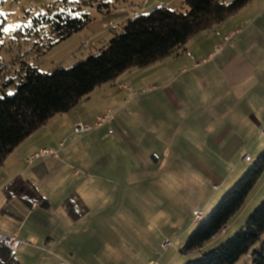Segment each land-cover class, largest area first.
Returning <instances> with one entry per match:
<instances>
[{
    "label": "rangeland",
    "instance_id": "rangeland-1",
    "mask_svg": "<svg viewBox=\"0 0 264 264\" xmlns=\"http://www.w3.org/2000/svg\"><path fill=\"white\" fill-rule=\"evenodd\" d=\"M222 1L228 4L233 0ZM105 5H109V8L106 9ZM65 6H72L78 11L88 13L92 19L90 25L49 50H39L38 39L29 30L34 17L42 13L52 15ZM162 6L181 12L187 10L184 0H0V97L4 93L9 94L15 91L16 87L9 83V79L16 76L20 65L27 64L44 72L55 67H71L106 46L114 36L112 29L120 32L119 26L127 20L129 14L147 13ZM143 7L146 10L141 12ZM104 10L108 11L103 12ZM228 20L229 18L217 26L215 32L223 33L224 28H228L232 22ZM105 24H110V26L103 28ZM206 36H209V41L205 40ZM206 36L202 42L201 57L198 61H202L204 57L203 50L217 39L212 34ZM260 36L263 42L259 41L258 36L248 45L262 46L264 34ZM200 37L199 35L193 37L187 47L192 48ZM83 39L88 42V46L81 44ZM90 39L95 46L89 45ZM76 40L79 44L75 47ZM193 65L189 63L186 68L192 70ZM160 69L152 64L145 68L129 70V72H137L134 74L138 76L146 70H150L149 73L152 74L146 82H141L142 84L141 80L133 82L134 85L130 83L135 100L125 108L126 111H121V113H130V121L124 123L129 133L134 132L135 128L137 131L140 128L147 129L149 120L145 117L146 114L153 119L155 124L154 117L157 113L161 116L163 114L166 103L162 100L164 84L158 72ZM200 71H197V74ZM172 73H170L169 80L179 82L187 78V76H182L179 70ZM126 74L118 81L122 83L128 81ZM221 76L220 73L210 72V77L214 79L219 78L220 80ZM101 88L98 87L94 93H91L90 99L88 96L84 98L69 111L70 114L76 116L80 112L83 118H87L92 117L95 111L106 112L112 109L114 118L115 110L119 105L104 100ZM120 98L122 101V96ZM91 99L95 100L94 108L84 110ZM97 100H104V104L100 105L96 102ZM248 105L255 108L253 113L250 110L245 111ZM248 105H244V119L241 125L235 126L238 129V135L226 133V137L218 145H211L209 150H203L202 146L195 143L197 141L193 140L194 135L191 133L195 130L194 128L190 129L184 124L179 125L177 130L179 138L185 139L183 133L188 131L191 133V147L200 149L195 151L200 156V160L197 158L198 161L192 159L191 152H176L168 149L172 157L180 156L179 159L174 160V156L167 168L160 167L159 172L149 174L148 177H141L135 166L140 164V157H144L145 152L143 154L138 152L135 158V152L134 154L124 152L118 145H115L113 152L110 153V158L115 160V166L112 168L99 170L97 167H89V171L86 172L80 166H72L64 178H60L62 174L55 178L53 183L63 182L68 190L73 186L79 189L85 184L80 189L81 196L78 193L72 192V194H77L79 198L82 197L81 201L86 207L82 220H76L78 229L82 235L90 234L89 237L78 238L71 244L72 249L76 250L74 258L63 257L62 260L66 264H145L146 262H150L148 264H186L199 259L204 253L220 246L228 239H232L244 228L249 217L264 202V173L244 205L229 221L226 230L217 234L201 250L186 254L182 252L187 239L201 223L200 221L212 213L231 187L243 178L264 153V103L254 102ZM229 118L230 120H227V123L224 122L223 125L218 121H212L213 132L224 126H232L234 119ZM204 119L207 121L208 118ZM120 124H122L121 120ZM111 128L118 133V127L113 125ZM83 135L74 136L73 141L69 138L66 149L76 140L81 139ZM205 138L211 139L210 135H205ZM160 146L162 150V145L159 144L158 147ZM188 155H190L189 158ZM108 156L109 153L102 154L104 163H108V160L106 161ZM245 156H248L251 161L246 163ZM124 164H126L125 168ZM75 171L80 173L79 177H73ZM92 171L98 174H92ZM123 171L130 173V177L126 179ZM87 175H90L88 181L85 178ZM145 186L148 187L149 192L141 191L140 188H145ZM215 186L217 189L214 190ZM70 195L68 198L71 197ZM5 211L12 215L8 208ZM194 211L201 214L198 221ZM38 216L44 217V213L37 211L25 222L28 221V225L36 223ZM46 221L50 223L51 219H46ZM9 224L10 222L6 221L5 214L0 209V231ZM88 229L90 231L86 232ZM262 241H264V234L261 240L236 264H252V252L260 247ZM164 243H167L166 247L163 246ZM86 248H89L91 253H87ZM67 252L69 253V250Z\"/></svg>",
    "mask_w": 264,
    "mask_h": 264
},
{
    "label": "crops",
    "instance_id": "crops-1",
    "mask_svg": "<svg viewBox=\"0 0 264 264\" xmlns=\"http://www.w3.org/2000/svg\"><path fill=\"white\" fill-rule=\"evenodd\" d=\"M144 8L141 9V12L146 10ZM133 15H137V13L129 14L128 18ZM228 21L232 22L228 28H224L223 33H217L215 29L203 32L199 34L201 37L192 48L187 47L188 42L185 50L180 54L155 63L156 67L161 68L160 71H157L161 75L162 84H164L162 100L166 103L162 116L157 113V116L154 117L156 124L146 114L145 117L149 120L147 129L140 128L137 131L135 128L134 132L129 133V129L124 127V123L130 121V113H121V111H126L125 108L135 100V95H130L132 92L130 83L134 85L133 82L137 80L144 83L152 76L149 73L150 70H146L139 76L134 74L137 72L128 71L127 74L124 73L127 75L125 77L128 81L124 83L118 81L124 76L123 74L116 80L102 85V88L100 87L104 94V100L119 105L115 110L117 115L115 114L109 124L93 129L87 134L84 133L81 139L76 140L66 149L69 138H72L71 141H73L74 136L81 135L74 132L78 123L92 125L96 117L105 111H95L92 117L87 118H83L80 112L76 116L70 112L57 114L7 157L4 165L0 168V209L10 224L0 233L6 236L17 234V237L22 241L14 257L19 264H66L62 260L63 257L74 258L75 256L76 250L72 249L71 244L78 238L83 239L90 236V234L82 235L80 233L77 221L72 220L63 208V203L72 192L81 196L80 189L85 184L79 189L73 186L68 190L63 182L53 183V180L61 174L60 178H64L72 166H80L86 172L89 171V167H97L99 170L112 168L115 166V160L110 158V153L113 152L114 146L118 145L124 152L131 154L135 152V158L138 152L142 154L145 152L144 157H140V164L135 167L139 170L141 177H148L149 174L159 172L160 167L167 168L169 161L175 156L172 157L168 149L176 152H191L194 161L197 158L200 160V156L195 153L200 149L191 147V133L194 135L193 140L197 141L195 143L202 146L203 150H209L211 145H218L226 137V133L238 135V129L235 126L241 125L244 119V105L254 102L264 103V43L258 47L248 45L258 36L259 41L263 42L260 35L264 34V0L252 1ZM209 33L217 39L203 50L204 57L202 61H198L201 57L202 42L206 35H211ZM208 37L206 36L205 40L209 41ZM90 41L89 45L95 46L91 39ZM86 42L83 39L81 44ZM78 44L79 41L76 40L75 47ZM219 45L222 49L216 51ZM189 63L194 64L192 70L186 68ZM177 70L187 78L179 82L169 80L170 73ZM197 71L200 72L197 74ZM211 71L220 73L222 79L210 77ZM248 87L250 92L247 91ZM121 96L122 101H120ZM92 100L86 104L84 110L94 108L95 100ZM104 100L96 102L103 105ZM248 110L253 113L255 108L248 105L245 111ZM205 117L208 118L207 121L204 119ZM229 117L234 119L232 126H224L213 132L212 121H218L223 125L224 122L227 123V120H230ZM120 120L122 124H120ZM180 124L195 130H192L191 133L184 131L185 139H180L177 134ZM113 125L118 127V133H115L111 128ZM110 131L112 132L110 133ZM205 135H210L211 139H206ZM80 143L82 144L79 145ZM159 144L162 145V150L161 146L158 147ZM41 148L58 151V157H47L32 165H27L25 158ZM108 153L109 156L106 159L108 163H104L102 154L107 155ZM179 157L175 156L174 160H178ZM123 173L126 179L130 177V173L127 171H123ZM92 174L96 175L98 172L92 171ZM79 175L80 173L75 171L73 177H79ZM89 176L85 177L87 181ZM213 188L217 189L216 186ZM140 189L142 192H149L146 186ZM67 190L68 193H66ZM36 194L47 200L48 209L41 206L37 201ZM7 208L12 215L5 211ZM37 211L44 213V217L38 216L36 223L28 225V221L25 222V220ZM47 217L51 219L50 223L46 221L49 219ZM82 218L78 220H82ZM226 228L227 226L221 232ZM89 231L90 229L86 230V232ZM86 252L91 253L89 248H86ZM148 263L150 262L145 264Z\"/></svg>",
    "mask_w": 264,
    "mask_h": 264
},
{
    "label": "trees",
    "instance_id": "trees-1",
    "mask_svg": "<svg viewBox=\"0 0 264 264\" xmlns=\"http://www.w3.org/2000/svg\"><path fill=\"white\" fill-rule=\"evenodd\" d=\"M252 1L233 0L226 4L222 0H184L185 12L157 7L129 17L119 26L120 32L112 29L114 36L106 46L71 67H55L44 72L27 64L20 65L16 76L9 79L15 91L0 97V168L21 143L53 116L69 112L96 88L133 68H145L180 54L193 37L214 30ZM91 21L88 13L65 6L52 15L42 13L34 17L29 30L37 37L39 50L46 51L80 33ZM263 173L264 153L212 213L200 221L182 252L199 251L219 234L244 205ZM36 195L41 206L48 209L47 200ZM63 208L72 220L80 219L86 212L77 194L68 198ZM263 234L264 202L232 239L186 264H236ZM0 264H19L2 243ZM252 264H264V241L252 252Z\"/></svg>",
    "mask_w": 264,
    "mask_h": 264
},
{
    "label": "built area",
    "instance_id": "built-area-1",
    "mask_svg": "<svg viewBox=\"0 0 264 264\" xmlns=\"http://www.w3.org/2000/svg\"><path fill=\"white\" fill-rule=\"evenodd\" d=\"M164 7V6H162ZM135 17V15H133ZM104 28H108L109 24H105L103 26ZM228 39V38H226ZM88 42L84 43V45H87ZM221 47H218L216 50L219 51ZM130 95H135L133 92H130ZM113 119V111L107 110L103 115H99L96 117L94 123L92 125L89 124H82L78 123L75 128L74 132L77 134H84L92 131L93 129L101 128L106 124H109ZM112 131H110L111 133ZM47 157H58V151L41 148L31 156H28L25 158V163L27 165H32L36 161L43 160ZM245 161H249L250 158L248 156L244 157ZM194 215L196 220L198 221L201 218V214L194 211ZM0 243H2L4 246L8 247L10 249V257H15L16 252L19 248V246L22 244V241L17 237V234H13L12 236H6L0 233ZM164 247L167 246V243L163 244Z\"/></svg>",
    "mask_w": 264,
    "mask_h": 264
},
{
    "label": "snow or ice",
    "instance_id": "snow-or-ice-1",
    "mask_svg": "<svg viewBox=\"0 0 264 264\" xmlns=\"http://www.w3.org/2000/svg\"><path fill=\"white\" fill-rule=\"evenodd\" d=\"M9 95H12V93H9Z\"/></svg>",
    "mask_w": 264,
    "mask_h": 264
}]
</instances>
